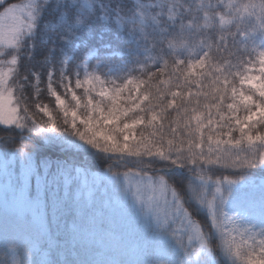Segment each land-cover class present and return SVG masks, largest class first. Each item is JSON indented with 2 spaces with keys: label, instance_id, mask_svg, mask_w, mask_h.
Masks as SVG:
<instances>
[{
  "label": "snow or ice",
  "instance_id": "1",
  "mask_svg": "<svg viewBox=\"0 0 264 264\" xmlns=\"http://www.w3.org/2000/svg\"><path fill=\"white\" fill-rule=\"evenodd\" d=\"M49 3L65 43L95 26L129 34L141 75L125 64L111 78L99 71L124 61L127 50L111 44L81 41L59 57L50 47L35 59L25 48ZM257 36L264 40V0H0V128L11 133L0 137V264H168L159 259L165 234L190 262L219 253L231 264H264ZM45 93L54 109L41 103ZM38 143L57 155L37 161ZM87 149L107 162L91 186L86 169L61 158ZM172 169L187 174L182 187L165 174ZM237 192L233 217L225 205ZM193 202L206 211L204 224L193 219ZM149 217L157 231L146 233ZM104 242L138 259L88 255Z\"/></svg>",
  "mask_w": 264,
  "mask_h": 264
},
{
  "label": "trees",
  "instance_id": "2",
  "mask_svg": "<svg viewBox=\"0 0 264 264\" xmlns=\"http://www.w3.org/2000/svg\"><path fill=\"white\" fill-rule=\"evenodd\" d=\"M12 2H18V0H12ZM243 2H248V0H243ZM255 2L259 3V0H255ZM111 6L116 7L117 4L121 3V0H110ZM53 4L49 3L45 9L43 10V13L38 21L36 33L34 37L31 38V43L33 47L31 49L25 48V51H32L33 56L35 59H40L41 56L47 52V50L50 47H55L57 49L56 57L60 56L61 51H63L66 54H71V50L80 45L81 41H84L87 43L89 47L92 46H100L104 44H111L113 46V50H127L124 56V61H122L119 57H116L113 59L116 63H120V66L122 64H125L128 68V72H131L135 76H140V68L141 64L135 63V59H137L136 50L132 46V37L129 34H117L115 29L113 28L112 31H107L102 29L99 26H95L91 30V34H87V30L85 32H82L77 39L72 40L69 43H65L61 40V35H63L62 30L57 26L56 23V17L58 16V12H53ZM59 33V35H58ZM257 40L264 42L259 36L256 37ZM28 41H25V44L27 45ZM10 59V57H9ZM138 59L143 60L144 57H138ZM91 64L92 61L90 62ZM149 66H151V62H149ZM23 71L24 69L21 67L20 69ZM122 70H124L122 68ZM154 71H158V69H154ZM42 89L44 85H41ZM41 103L47 104L50 109H54V98H51L46 93L41 96ZM53 115H56V112H53ZM11 133L7 130H4L3 128H0V137L8 136ZM13 135H18V133H12ZM2 147V146H0ZM57 154L49 153L45 148L41 147L39 143L37 144V156L36 159L39 161L40 159L44 157H51L55 156ZM65 157L68 161L74 164H79V162L82 160V157H86V161L83 164L84 169L90 170V171H97L104 168H107V162L106 161H98L93 154L91 149H87L86 151H80V152H68L62 155ZM61 156V158H62ZM80 165V164H79ZM81 166V165H80ZM158 168L163 167L162 164H157ZM114 170L123 172L127 169L125 167H118ZM250 174L252 175H260L261 170L255 169L251 170ZM169 177L174 178V182L177 183L178 186L182 187L183 185L180 183V179H187L186 173H177L172 172L167 174ZM190 213L194 212L193 219H195L198 223L204 224L207 220V216L198 209L193 203L189 204ZM149 230L152 231L151 227L148 226L145 228V232L147 233ZM257 231H259V228H256ZM213 243L216 242V239L213 237ZM106 244V243H104ZM105 245L102 246V250L100 252H89L88 255H90L93 259H96L97 261H104L109 259H114L115 257L110 256L109 252L104 250ZM153 245L149 246L148 253L149 256L152 254ZM217 258L212 259L209 257V263L208 264H231L230 261L225 260V256L217 253ZM119 256V255H118ZM152 257V256H151ZM118 259H123L127 261L138 259L135 255L129 256L128 254L120 256Z\"/></svg>",
  "mask_w": 264,
  "mask_h": 264
},
{
  "label": "rangeland",
  "instance_id": "3",
  "mask_svg": "<svg viewBox=\"0 0 264 264\" xmlns=\"http://www.w3.org/2000/svg\"><path fill=\"white\" fill-rule=\"evenodd\" d=\"M254 44L257 47L264 48V43H262L258 40H255ZM96 63L97 62L94 63L92 70H96L95 69ZM100 71L105 73V74H108L109 67H104ZM87 173H88L87 180H88L89 186H91L93 181H95L96 183H99L103 178L101 170H97V171L87 170ZM83 178L84 177L82 176V179ZM108 195L114 198L119 194L113 193L111 191V189L109 188L108 189ZM239 196H240L239 192L234 193V197L230 198L229 202L225 205V212L227 215L233 216V217L237 216V213H236L233 205H234V201L236 199H238ZM193 203L198 206V204H196L195 202H193ZM129 206H130V208H133V210H135V208L133 206V202L130 201ZM200 210H202V209H200ZM202 211H204L206 213L205 210H202ZM147 223H151L152 226L157 231L156 224L151 219V217H149L147 219ZM174 228H175V225L170 223L168 228L165 230V232L170 233L174 230ZM214 235H215L216 239H218V237L216 236L215 233H214ZM105 243L106 244H103V245H105L104 250L109 252L110 256L112 255V257H115L114 259H118L120 256L125 255V254H128L129 256L133 255L132 253L127 252V251H118V250L114 249L113 247H111V245L108 242H105ZM159 247L161 249V255L159 256V259L167 261L168 264H208L209 263V256H207L206 254H203V253L198 257H193L191 262H190L188 260V258L185 256L183 248L179 244H177L176 240L171 235H168V234H165L162 236L160 243H159ZM152 254H153L152 255L153 258H155V256L159 254L158 247H156L155 251ZM225 260L228 261V259L226 257H225Z\"/></svg>",
  "mask_w": 264,
  "mask_h": 264
}]
</instances>
